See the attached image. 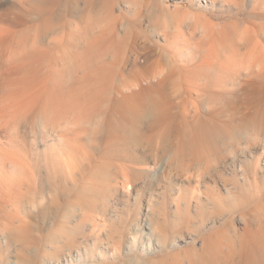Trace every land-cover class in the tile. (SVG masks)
<instances>
[{"label":"rangeland","instance_id":"374dc122","mask_svg":"<svg viewBox=\"0 0 264 264\" xmlns=\"http://www.w3.org/2000/svg\"><path fill=\"white\" fill-rule=\"evenodd\" d=\"M21 1L0 0V8ZM52 2L41 20L14 29L9 60L30 59L32 72L20 74L26 85L16 95L20 78L10 75L14 86L8 80L0 48V107L9 94L6 103L21 102L24 113L11 124L0 120V264H122L157 239L166 247L142 254L155 264H188L209 239L219 242L220 264H233L249 240L244 228L264 229V118L263 127L252 119L249 92L256 68L247 70L246 41L234 35V67L181 73L204 68L197 67L207 50L204 26L216 31L227 23L249 44L258 35L264 50V0ZM103 33L108 40L96 44ZM129 49L137 63L122 67ZM156 58L165 70L149 91L130 94L141 73L153 74ZM38 72L47 90L32 108ZM107 75L127 81L122 95L135 106L91 103L95 81ZM61 94L70 101L57 103ZM148 96L155 107L139 108Z\"/></svg>","mask_w":264,"mask_h":264},{"label":"bare ground","instance_id":"6f19581e","mask_svg":"<svg viewBox=\"0 0 264 264\" xmlns=\"http://www.w3.org/2000/svg\"><path fill=\"white\" fill-rule=\"evenodd\" d=\"M25 1H26V3L24 2V0H22L19 3L18 7L14 6V5L13 6L5 5V6L0 8V48L5 50V52L7 53L6 56H4L3 58L8 57L7 58L8 59L7 62H5L6 61V58H5L4 62L6 63V65L3 64L4 68H3L2 71L5 70L6 74H9V76L4 74L7 77H10V75L12 76L13 75L12 73H16L17 76L14 74V77H19L20 78V79L16 78V79H18V81H17L18 83L16 82L18 84V87H17L18 89H16V87H15V89L12 88L15 85V83H14L15 81H12L11 77L8 79L9 81L11 80V82H13V83L10 82L13 86L10 87L9 89L10 90L14 89L16 91V93H14L15 95L17 94V92H19V91H17V90H19V87L26 85L25 78H23L20 74L24 75L23 73L24 72L26 73L25 69H28L27 71L30 73V74H28L29 76L31 75L32 72L30 71L31 69H30V64H29V61H28L30 59L27 60V59H25L24 56H22V57L18 58L17 61L16 60H12L13 58L11 60H9L10 57H11V53H12L11 48L13 47V45L11 46V44L17 38L16 37L17 35L14 33V29H15V27L20 26V25H24L25 26L29 21L41 20L43 14L45 12H49L50 11V10L48 11V9L46 10V8L48 7V5L53 0H25ZM197 2H198V0H193V4H196ZM30 4H31V7H33L32 9H34L33 12L31 11L32 9L31 10H29L30 8L28 9V6ZM53 5H51V6L53 7ZM51 6H50V8H51ZM54 8H55V6H54ZM54 8H52V9H54ZM41 23H42V21H41ZM234 25H236V24H234ZM257 26H259V25H257ZM249 28L250 27H248L247 29L249 30ZM257 28L258 27H256V29ZM236 29L237 28L229 27L227 23L221 24L220 28L218 30H216V31L210 26H204L202 28L201 34H202V37H203V41L206 43L207 50L205 51L206 53H203V56L201 57V59L204 58V60L199 65H197V67L203 66L204 68H203V70H200L199 68L188 69V70L183 71L181 74L183 76L197 77L202 72H205L207 74H211L212 72L217 73L218 71L222 70L223 67H226V66H228L230 68L234 67V63L229 62V59L235 60L234 59L235 55L237 54V52H239L240 48L238 47V45H235L233 43V40H232L233 36L236 35V38L240 39L241 41L244 39V41H246V47H245L246 51H243L242 54L246 57L245 61L247 63V66H246L247 70L256 68L255 70L257 72L256 74H254V77L257 78V80L249 79V86L252 89L249 92H251V93H253L255 95L254 106H253L254 107V113L252 115V119L254 120L258 116L259 121L261 123L260 125L262 126V121H263V118H264V50H263V45L261 44L260 40L258 39V37H257L258 35L257 34H256L257 36H255L254 34H253L254 36H251V37H253V40H252V43L249 44L250 43V41H249L250 37L249 36L245 37L243 34L239 33L238 30H236ZM254 32H255V30H254ZM104 35L107 36L105 33L99 34L98 36H95L93 41L96 43L98 41H101L102 39L103 40L104 39L108 40V38H106ZM204 38H205V40H204ZM106 41H104V42H106ZM109 42L113 43V41H111V40H109ZM111 43H110V45H111ZM243 45H245V44H243ZM241 46H242V44H241ZM130 52H131V49H129V51L125 52V57L124 58L122 57V60L124 59L122 61L123 62V64H122L123 66L122 67L127 66V63H129V62L137 63V55L136 54H132L133 52H131V53ZM226 55H228V58H227ZM222 57L224 59H222ZM169 60L174 62V61H176V58L171 56ZM154 61L155 62H154V65H153V74L147 76V75L141 73L138 76L137 81H136V90L129 89L130 94H139V93H143L145 91H149V88H151L153 86V81L152 80L157 76L158 73H161L163 71V69L165 70V67H163L162 64L157 61V58ZM245 65H243V67ZM36 68H33V69L36 70ZM33 69H32V71L34 73ZM175 70L179 71V69L177 67L175 68ZM7 72H9V73H7ZM2 73L3 72H1V74ZM17 73H19V74H17ZM38 73L35 74V76L36 75L38 76ZM43 73L44 72H42V74ZM173 73H174V68H170L166 75H167V77H170ZM42 74L39 73V76L37 77V80L33 81V83L36 84L33 87V89H34V93L33 94H36V97H35L36 100L33 99L32 101H30L32 103L31 105H33L32 108L33 107L36 108V106H38L39 104H42V102L44 103L43 99H45V98H42V96H44V93L47 90V89L45 90V87L47 85L48 80H47L46 77L41 78ZM104 75H105V73H104ZM35 76H34V78H35ZM95 76H99V74H96ZM109 77L110 76H108V75L106 76V78H104V76H102V78H99V81H95V85H97L96 93L94 94V98L91 97L92 98L91 99V103L93 102L95 105H97L98 103L99 104H103V105H107L108 104V106L110 105V109H112V108L118 109V108H121V107L125 106V104L131 105L132 107L135 106L136 103L129 102L132 99L126 98V97H124L122 95V87L128 85L127 81L124 78L117 79L116 81L113 80V78H112L113 81L111 79L109 81ZM2 78H5L3 76V74H2ZM5 79H7V78H5ZM5 79H3V80L6 82ZM21 79H23V81ZM19 80L22 81V82H20ZM20 83H22V84H20ZM147 83H148V85H147ZM17 84H16V86H17ZM27 84L29 85V81H28ZM143 84L145 86H143ZM6 86L7 85L5 83V87ZM8 86H10V84ZM79 86H80V84H79ZM191 86L193 87V85H191ZM194 89H196V88H194ZM12 92H13V90H12ZM23 93H26V92H24V90H23ZM20 94L21 93H19V95ZM8 95L6 94L5 95L6 97L3 96L4 97L3 100H4L5 103L2 102L1 105L3 107L2 106L0 107V120L3 121V122L4 121L8 122V123L11 120V122H10V124H11L14 116L16 114H18L17 112H21L22 113V111L19 110V108L22 107L21 106L22 104H21V102L15 103L14 100H11L13 102L9 101V102L6 103V101H8L10 99V97H9V99H6V98H8L7 97ZM11 95H13V94H11ZM15 95H14V97H16ZM19 95H17L16 98H18ZM24 95H26V94H24ZM151 95H152V93L149 94V96H151ZM58 96H60V94ZM61 96H62V98H60V99H58L56 97L58 99V100L56 99L57 103L58 102L61 103L64 100H68L70 98V94H66L64 97L61 94ZM149 96L143 98L142 102L139 103V108H141L142 106H147V105H152V106L155 107V100L152 99V98H149ZM14 97H13V99H15ZM68 101H70V100H68ZM88 101H90V100H88ZM25 106H23V107H25ZM107 108L108 107H106V109ZM24 109L25 108H23V110ZM152 109H154V108L151 107L149 109V111L151 112ZM25 111H27V110H25ZM29 113H30V111H29ZM131 113L132 114H130V116L133 115V117H135V118L141 116L139 114H134L133 110H131ZM22 114H24V113H22ZM65 115H64V117H65ZM98 118H99V116H98ZM148 118H150L151 121L155 122L156 120H158L157 113L155 112V114L154 113L153 114H151V113L149 114V112H148ZM137 119H135V120H137ZM13 121H15V120H13ZM59 121H60V119H59ZM8 123H7V125H8ZM108 126H109V124H108ZM258 126L259 125H257V127ZM259 129H260V127H259ZM209 139H211V138L209 137ZM195 140L196 141L192 142V145L195 146V148H196V147H198V144H199V137L195 136ZM208 143H210V142H208ZM230 234H231V232H230ZM244 234L249 237L248 243H245L237 252L236 251L234 252L236 254L239 253L238 254L239 259L238 260H234L233 259V262H234L233 264H264V229H262L261 225H258L255 228L250 227V226H246L244 228ZM216 237H218V236H216ZM207 238H208V236H207ZM157 240L159 241V244L157 243L156 247H154V245L152 243H150V242L146 243V244L141 243L140 247H138L137 250L133 249L135 251L133 253L134 257L127 258V260H125L124 263H122V264H155L152 260L148 259L147 257H142V254H144V253L147 254L151 249H152L151 251H154L155 248L156 249H162L163 247H166V243H165V241H163V239L162 240L157 239ZM134 241L135 240L133 239L132 244H135ZM175 244H176V241L170 243V246L171 245H175ZM218 247H219V242H217V241H212V239H209L208 241H204L203 246L200 249H198V250H193L192 249L194 251L193 252V258L191 259L190 262H187V263L188 264H220L221 261L218 258L219 255H218V253H216V248H218ZM138 253H140V254H138ZM228 256H230V255H228Z\"/></svg>","mask_w":264,"mask_h":264}]
</instances>
